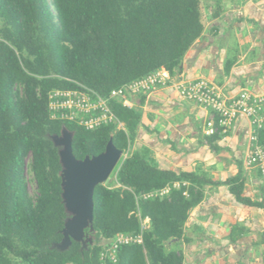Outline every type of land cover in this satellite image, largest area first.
Instances as JSON below:
<instances>
[{"label":"trees","instance_id":"16d2710c","mask_svg":"<svg viewBox=\"0 0 264 264\" xmlns=\"http://www.w3.org/2000/svg\"><path fill=\"white\" fill-rule=\"evenodd\" d=\"M203 31L201 0H0V264H99L102 240L139 234L146 218L144 243L122 248L116 264H184L174 246L186 241L189 213L203 202L211 182L162 170L147 150L132 151L138 109L110 100L124 129L88 131L52 120L48 101L54 90L83 86L108 97L160 69L175 75ZM64 127L74 132L78 160L104 153L111 139L128 154L114 186L95 189L94 244L83 252L75 241L67 251L55 248L69 217L59 149L52 141ZM259 140L264 143V131ZM29 162L35 198L27 181ZM226 183L238 202L264 209V200L244 197L242 177ZM168 187L166 196L144 198Z\"/></svg>","mask_w":264,"mask_h":264},{"label":"crops","instance_id":"0c3cea01","mask_svg":"<svg viewBox=\"0 0 264 264\" xmlns=\"http://www.w3.org/2000/svg\"><path fill=\"white\" fill-rule=\"evenodd\" d=\"M204 31L172 79H206L229 95L264 94V0H201ZM232 63L227 73V64ZM165 70V69H164ZM141 112L131 150L144 149L162 170L195 173L211 182L174 246L184 264H264V209L238 202L226 181L244 179L243 195L264 200L257 168L247 166L253 128L240 116L223 134L207 135L212 113L172 88L129 96Z\"/></svg>","mask_w":264,"mask_h":264},{"label":"built area","instance_id":"2783aa9c","mask_svg":"<svg viewBox=\"0 0 264 264\" xmlns=\"http://www.w3.org/2000/svg\"><path fill=\"white\" fill-rule=\"evenodd\" d=\"M164 88H172L185 100L211 111L207 135L227 133L240 116L249 119L253 134L250 138L251 150L246 164L259 170L264 183V143L259 140V134L264 131V94L242 90L235 96L229 95L221 87L206 79L196 81L172 79L169 72L160 69L112 91L108 97H103L83 86L76 90H54L49 94L48 109L52 120L75 123L88 131L110 125L124 129V125L118 121L109 106L110 100H118L124 107L132 108L129 96L150 95ZM127 156L128 154H123L122 159H126ZM174 187L179 188L180 185L175 184ZM170 190L168 187L144 198L163 197L168 195ZM149 227L150 219L146 218L142 220L139 234L119 233L113 238L102 240L99 244L101 247L99 264H116L122 248L142 245L143 234Z\"/></svg>","mask_w":264,"mask_h":264},{"label":"water","instance_id":"95a60500","mask_svg":"<svg viewBox=\"0 0 264 264\" xmlns=\"http://www.w3.org/2000/svg\"><path fill=\"white\" fill-rule=\"evenodd\" d=\"M73 139L74 132L66 127L60 135L52 137L54 146L59 149L62 199L69 216L62 232L63 240L55 245L62 252L67 251L73 241L82 245V252L94 244V192L97 186L107 183L123 157V152L111 139L104 153L78 160L73 153Z\"/></svg>","mask_w":264,"mask_h":264},{"label":"rangeland","instance_id":"374dc122","mask_svg":"<svg viewBox=\"0 0 264 264\" xmlns=\"http://www.w3.org/2000/svg\"><path fill=\"white\" fill-rule=\"evenodd\" d=\"M122 160H121V162H122ZM30 168H31V166H30V162H29L28 163V170H27V181L29 184V190H30L31 196L33 198H35L37 196V184H36V181L34 179V175L31 172ZM117 169L113 172V174L111 175V177L109 178V180L107 181V183L105 185L111 186V187L114 186V181L116 180Z\"/></svg>","mask_w":264,"mask_h":264}]
</instances>
